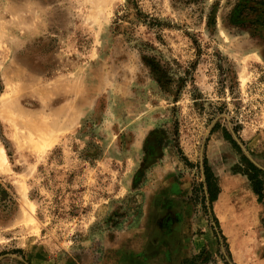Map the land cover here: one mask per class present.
Listing matches in <instances>:
<instances>
[{"label":"rangeland","instance_id":"obj_1","mask_svg":"<svg viewBox=\"0 0 264 264\" xmlns=\"http://www.w3.org/2000/svg\"><path fill=\"white\" fill-rule=\"evenodd\" d=\"M0 146V264H264V0H0Z\"/></svg>","mask_w":264,"mask_h":264},{"label":"crops","instance_id":"obj_2","mask_svg":"<svg viewBox=\"0 0 264 264\" xmlns=\"http://www.w3.org/2000/svg\"><path fill=\"white\" fill-rule=\"evenodd\" d=\"M222 194V191H219L217 198L213 201L214 204L218 203V198ZM171 198H164L162 205H166V203L171 202ZM177 203V202H176ZM163 229V228H162ZM164 230V229H163ZM174 230V231H173ZM177 228H172V233L162 236L160 239L151 238L148 243L145 245L143 250V255L136 254V257H129L128 260L137 263V264H169L170 261L175 260L173 259L176 254L180 250L179 242L181 237H183V232ZM153 232V227H152ZM175 232V233H174ZM177 237V238H176ZM143 249V247H142ZM182 259V258H181ZM177 260V259H176ZM120 261H122V257H120Z\"/></svg>","mask_w":264,"mask_h":264},{"label":"trees","instance_id":"obj_3","mask_svg":"<svg viewBox=\"0 0 264 264\" xmlns=\"http://www.w3.org/2000/svg\"><path fill=\"white\" fill-rule=\"evenodd\" d=\"M225 136L231 142V144L237 150H239L237 144L227 132H225ZM242 158L245 159L243 155H242ZM246 164H247V168L244 170H240L238 172H241L242 174H245L247 176L250 182L252 191L257 196V200L259 202H263L264 201V171L250 162H246ZM207 178H209L207 180L209 184L208 188L210 192L209 201L210 203H212L217 198V195L219 193V187L217 186L215 181L214 183H212L213 181L212 182L210 181V178H212V175L210 174V172L207 173ZM215 221H217L216 218H215Z\"/></svg>","mask_w":264,"mask_h":264},{"label":"flooded vegetation","instance_id":"obj_4","mask_svg":"<svg viewBox=\"0 0 264 264\" xmlns=\"http://www.w3.org/2000/svg\"><path fill=\"white\" fill-rule=\"evenodd\" d=\"M176 203V202H175ZM172 203L168 202L166 205H163V209L166 210L165 214L163 217L159 219V221H156L157 226L161 225L165 230H167V233L171 234L172 233V228H175V217L170 214V212H167L168 209L172 208ZM177 204V203H176ZM174 231V230H173ZM175 233V232H174Z\"/></svg>","mask_w":264,"mask_h":264},{"label":"bare ground","instance_id":"obj_5","mask_svg":"<svg viewBox=\"0 0 264 264\" xmlns=\"http://www.w3.org/2000/svg\"><path fill=\"white\" fill-rule=\"evenodd\" d=\"M7 162L8 161H7L6 155L4 153V149L0 146V169L5 167L7 165Z\"/></svg>","mask_w":264,"mask_h":264}]
</instances>
